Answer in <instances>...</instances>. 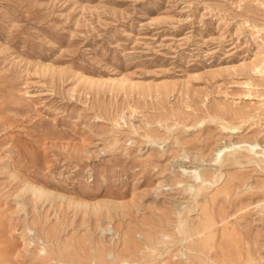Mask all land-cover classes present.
Segmentation results:
<instances>
[{
    "label": "rangeland",
    "instance_id": "1",
    "mask_svg": "<svg viewBox=\"0 0 264 264\" xmlns=\"http://www.w3.org/2000/svg\"><path fill=\"white\" fill-rule=\"evenodd\" d=\"M0 264H264V0H0Z\"/></svg>",
    "mask_w": 264,
    "mask_h": 264
},
{
    "label": "bare ground",
    "instance_id": "2",
    "mask_svg": "<svg viewBox=\"0 0 264 264\" xmlns=\"http://www.w3.org/2000/svg\"><path fill=\"white\" fill-rule=\"evenodd\" d=\"M258 145H259L258 143L252 144V146H253L254 148H256V149H257V146H258ZM221 149H222V148H221ZM221 149H220V150H221ZM220 150H218V151H220ZM217 154H218V153H217ZM208 184H209V182H208ZM208 184H207V185H208ZM204 227H205V226H204Z\"/></svg>",
    "mask_w": 264,
    "mask_h": 264
}]
</instances>
